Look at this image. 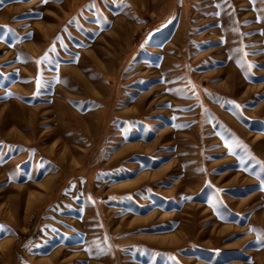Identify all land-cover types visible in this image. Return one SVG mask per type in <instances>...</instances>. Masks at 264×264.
<instances>
[{
    "label": "rangeland",
    "instance_id": "374dc122",
    "mask_svg": "<svg viewBox=\"0 0 264 264\" xmlns=\"http://www.w3.org/2000/svg\"><path fill=\"white\" fill-rule=\"evenodd\" d=\"M261 162L264 0H0V264H264Z\"/></svg>",
    "mask_w": 264,
    "mask_h": 264
},
{
    "label": "snow or ice",
    "instance_id": "6c2138e0",
    "mask_svg": "<svg viewBox=\"0 0 264 264\" xmlns=\"http://www.w3.org/2000/svg\"><path fill=\"white\" fill-rule=\"evenodd\" d=\"M37 84H39V81H37ZM11 93H8V95H10ZM262 164H264V162H261ZM250 230H255V231H259V230H257V229H250Z\"/></svg>",
    "mask_w": 264,
    "mask_h": 264
}]
</instances>
